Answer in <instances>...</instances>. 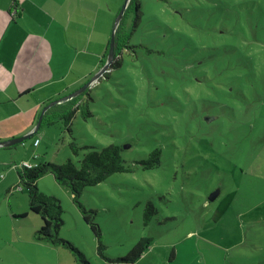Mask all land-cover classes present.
<instances>
[{"label":"rangeland","instance_id":"obj_1","mask_svg":"<svg viewBox=\"0 0 264 264\" xmlns=\"http://www.w3.org/2000/svg\"><path fill=\"white\" fill-rule=\"evenodd\" d=\"M140 3V20L129 10L120 23L136 47L82 101L92 115L73 105L63 117L68 108L55 105L58 116L17 151L0 150V264H78L70 250L33 239L42 221L16 174L23 164L64 163L72 141L82 147L76 160L85 146L116 144L134 166L80 197L112 261L99 255L70 189L50 173L38 181L63 208L60 237L90 264H264V0ZM155 148L159 167L135 163ZM148 204L158 213L146 225ZM143 238L151 243L140 259L114 261Z\"/></svg>","mask_w":264,"mask_h":264},{"label":"crops","instance_id":"obj_2","mask_svg":"<svg viewBox=\"0 0 264 264\" xmlns=\"http://www.w3.org/2000/svg\"><path fill=\"white\" fill-rule=\"evenodd\" d=\"M124 2L0 0V142L29 134L48 103L101 69Z\"/></svg>","mask_w":264,"mask_h":264},{"label":"trees","instance_id":"obj_3","mask_svg":"<svg viewBox=\"0 0 264 264\" xmlns=\"http://www.w3.org/2000/svg\"><path fill=\"white\" fill-rule=\"evenodd\" d=\"M129 10L135 11V22L140 20V0H131L125 15ZM136 27L137 23H134V30ZM121 28L120 24L116 34L115 58L111 64V70L104 74V77L106 78L110 77L111 71L116 70L123 65L124 51L128 48L133 49L136 47L129 44V37L126 33L121 32ZM104 64L105 62H103V65ZM86 96H88L87 90L81 95L67 101L69 106L58 104V106L56 105L55 107H59L61 110L68 108L67 110H63L61 112L63 117L67 115L70 116V114L72 115L75 113V110L70 107L73 105H77V109L82 110L84 116H90L92 113L89 110L88 103L82 102ZM55 107H51L45 113L41 127L46 116L50 115L52 111L54 112L53 108ZM69 109L71 110L69 111ZM52 116H58V113L54 112ZM69 147L74 156L70 157L62 164L58 165L56 163L43 162L32 165L31 167L22 165L16 169L18 187L21 191L24 189L27 191L29 209L34 214L38 215L42 221V227L39 231L34 233L33 239L37 242L46 243L52 247H62L64 249H68L73 253L75 259L78 261V264H90L85 255L79 249L75 248L73 243L62 239L59 235L61 226L64 223L62 219L63 208L59 199L47 196L41 193L38 189L39 179L50 173L59 185L69 188L72 192L73 201L77 204L83 214L84 221L90 225L92 231L98 239L97 250L99 255L107 261H112L105 251L107 247L103 244L101 229L96 223H92V219L86 215L88 210L80 202V197L86 188L96 186L116 173L133 172L134 166L126 162L122 155V147L116 144H111L101 148H96L94 145L85 146L84 148L89 151L82 155L79 160H76V156L80 154L82 147L78 146L75 141L69 143ZM161 156V149L155 148L150 152L146 159L135 163L140 164L145 170H150L160 166ZM156 213L158 212L154 206L148 204L144 212L146 225L150 223L151 217ZM22 217H26V214L22 215ZM150 243L151 239L143 238L136 245H134L126 258H118L114 261L130 263L136 262L143 256Z\"/></svg>","mask_w":264,"mask_h":264},{"label":"water","instance_id":"obj_4","mask_svg":"<svg viewBox=\"0 0 264 264\" xmlns=\"http://www.w3.org/2000/svg\"><path fill=\"white\" fill-rule=\"evenodd\" d=\"M130 2H131V0H125L120 12L118 13V15H117V17L115 19V22H114V25H113V29H112V34H111V41H110V46H109V52H108L107 60H106L105 64L101 67V69L94 76H92L88 80V82H86L82 87H80L75 92L71 93L70 95H67L64 98H60V99L54 100L50 104L45 106L44 109L42 110L40 116H39V119H38V122H37L35 128L29 134H26V135H23L21 137L14 138V139H11V140H8V141H5V142H0V148L1 147H5V146L11 147L13 145H16V144H19V143H23L25 140L33 137L39 131V129L41 127V124H42V121H43V118H44V115L51 107H53L55 105H58V104H61V103H64V102H67V101H69V100L81 95L86 90H88L90 87H92L95 83H97V81L102 76H104V74L106 72L110 71L111 64H112V62H113V60L115 58V42H116L117 30L119 28V25L121 23L122 18L124 17V15H125V13L127 11V8L129 6ZM220 192H221L220 189H218L215 192H213V194L210 195L209 200L210 201H215L219 197Z\"/></svg>","mask_w":264,"mask_h":264},{"label":"built area","instance_id":"obj_5","mask_svg":"<svg viewBox=\"0 0 264 264\" xmlns=\"http://www.w3.org/2000/svg\"><path fill=\"white\" fill-rule=\"evenodd\" d=\"M40 142H39V140L37 139L36 141H35V145H38ZM23 166H28V167H31L32 165H29V164H23Z\"/></svg>","mask_w":264,"mask_h":264}]
</instances>
